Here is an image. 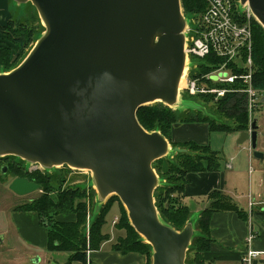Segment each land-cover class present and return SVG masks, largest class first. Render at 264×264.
<instances>
[{
	"label": "water",
	"instance_id": "water-1",
	"mask_svg": "<svg viewBox=\"0 0 264 264\" xmlns=\"http://www.w3.org/2000/svg\"><path fill=\"white\" fill-rule=\"evenodd\" d=\"M16 1L31 2L46 30L18 67L0 73V157L92 172L98 206L120 198L130 223L152 246V264H187L195 222L179 231L162 220L153 167L187 150L173 149L137 116L157 102L201 109L179 99L186 64L182 0ZM241 3L264 27V0ZM260 127L254 117L238 143L250 141L253 155L264 159ZM9 188L27 196L42 185L17 177Z\"/></svg>",
	"mask_w": 264,
	"mask_h": 264
},
{
	"label": "trees",
	"instance_id": "trees-1",
	"mask_svg": "<svg viewBox=\"0 0 264 264\" xmlns=\"http://www.w3.org/2000/svg\"><path fill=\"white\" fill-rule=\"evenodd\" d=\"M182 4L186 10L184 13L187 17L200 13L206 8L205 0H182ZM40 28L39 32L42 33L43 27L40 26ZM38 35L39 33L36 34L33 28H30L27 24L18 27L13 20H9L5 24L0 23V68L4 67L5 72L15 69L14 67L20 64L21 57L26 55L28 44L33 41L35 36L38 38ZM253 38L254 86L264 89V27L257 20L253 22ZM223 61V59L216 58L215 56H208L201 63V71L208 72L210 63ZM194 99H203L207 102L208 100L215 99V97L213 95H206L195 97L192 100L189 96H184L185 101L196 102ZM216 102L219 105L220 114L222 113L221 116L238 121L241 124V132L248 129L249 115L246 110L244 95L232 92L226 94L223 98H219ZM181 110L169 107L162 102H157L156 104L143 106L137 114L139 122L147 131H159L170 140L173 149L187 150L186 152H174L172 157L166 156L153 163V167L159 173H166L167 169L161 168L163 163H167L170 168L175 166L177 170L184 173L181 184H175L176 181L172 178L171 184L168 185L169 190L167 186L160 185L155 191L156 206L162 220L179 231L183 230L191 220L193 214L192 209L182 202L187 174L190 172L218 171L221 165L218 161L219 153L212 150L210 145L203 146L195 141H172V126L175 123L183 122H206L209 123L213 131H228L222 125L215 124L214 120L201 111L187 108V113H185ZM200 150L205 153L203 155L192 154V152L196 153ZM177 161H180V164H177ZM11 171L16 170L13 168ZM31 176L35 178L37 183L42 184V189L46 186V181L50 179L41 170L32 172ZM44 190L46 194L27 204L17 206L16 209L34 211L41 216V223L48 229L49 251L68 252L71 254L70 261L78 260L86 263L88 248L97 250L100 248L102 242L108 239L109 235L104 234L102 231L106 224V215L112 206L118 202L121 205V217L116 227L120 230L125 229L126 236L117 240L113 245L114 249L122 254L131 252L144 254L148 258V264H152V246L132 226L124 208L125 206L118 196L113 195L105 203H102L100 211L96 212V215L94 214L93 217L90 214L89 235L82 236L81 228L87 223L89 213L88 206L85 204L86 202L77 201L76 197L78 195L73 200V198L54 197L50 194L51 190L48 191V188ZM74 194L75 192H70V195L73 196ZM209 199L211 200L209 206L201 213L198 220L201 232L195 235L192 240L188 253L190 252L193 256L191 263L188 262V264H202V254L210 249L211 239L209 237L208 225L213 213L232 210L236 211L245 221L249 220L248 213L226 194L218 191L213 192L209 195ZM62 213H75L77 218L75 221H60L57 219V216ZM43 216L47 218V221Z\"/></svg>",
	"mask_w": 264,
	"mask_h": 264
},
{
	"label": "crops",
	"instance_id": "crops-1",
	"mask_svg": "<svg viewBox=\"0 0 264 264\" xmlns=\"http://www.w3.org/2000/svg\"><path fill=\"white\" fill-rule=\"evenodd\" d=\"M212 132L209 123L206 122L175 123L171 130V140L174 142L195 141L200 145L211 147ZM211 149L214 150L212 147ZM250 151L252 153L251 149ZM218 161L221 165L218 171L187 174L182 202L192 209L191 220H194V228L198 233H200L198 220L201 213L209 206L211 201L209 195L213 192L226 194L248 213V221L232 210L213 213L208 225L210 249L202 254V264H241L242 256L247 248L246 240L251 231L256 234L253 247L264 251V200H257L261 192L256 198L252 190H249V193L245 190H237L235 185L238 181L232 178L231 171L234 165L227 162L226 166H223L219 154ZM248 197L253 198L252 209L246 203ZM16 208L14 207L11 212L14 224L8 233H11L13 228L15 238L12 243L21 247L18 250L26 254L30 262L34 260L38 262L37 264H148V258L144 254L136 252L122 254L113 247L119 239L118 236L124 235L122 234L124 231L116 227L121 217V205L118 202L112 206L107 215L103 233L109 235L108 239L103 241L97 250L88 248L86 263L78 260L70 261L71 254L68 252L49 251L48 229L41 223V216L34 211ZM76 218L75 213H62L57 216L60 221H75ZM0 235L4 236L3 243L7 237L6 233H0ZM258 264H264V259L261 258Z\"/></svg>",
	"mask_w": 264,
	"mask_h": 264
},
{
	"label": "rangeland",
	"instance_id": "rangeland-1",
	"mask_svg": "<svg viewBox=\"0 0 264 264\" xmlns=\"http://www.w3.org/2000/svg\"><path fill=\"white\" fill-rule=\"evenodd\" d=\"M182 7H183V12H185L186 10L183 4ZM189 19L190 18H187V22L190 21ZM9 20H13V22L16 23L18 27L23 24H27L30 28H33L36 34L39 33L38 35L39 37L36 38L37 36H35L33 41H31L28 44L26 55L23 54L24 57L23 56L21 57V62H20L21 64L26 59L28 54L31 52V50L33 49L39 38L43 35V33L46 30V27L42 22L38 10L31 2L19 3L16 0H0V22L5 24ZM40 26L43 27L42 33L39 32L41 30ZM1 70L4 71L5 70L4 67L0 68V73H6L5 71L2 72ZM194 100L201 108L198 111H201L206 116H209L210 119L215 121V124L222 125L224 129L228 130V131H213L211 133V147L214 149V151H217L219 153L223 166H226L227 162H231L234 165V169L231 171H232V178L237 179L238 181V184L235 185L237 187V190H245L247 193H249L248 192L249 190H252L253 191L252 193L255 194L254 196L256 198L258 197L257 194L261 192L257 200L258 201L264 200V159H258L254 155H252V153H250L251 152L250 141H246L243 144L238 143L241 136V129H240L241 124L235 119H226L223 116H221L222 113L220 114L219 112V105L216 102L217 100L213 99L211 101L208 100L207 102H205L203 99H197V100L194 99ZM173 108L182 109L181 111L187 113L186 111L187 107L183 108L180 106H176ZM248 115H249V127L247 130L251 129V124H252L251 122H253L254 117L259 118V124L261 127H260V135L258 138V149L264 152V104H261L259 108L256 109L254 116L250 114ZM204 153L205 152L202 150L196 153L192 152V154H200V155H203ZM8 157L9 160H11L12 162L19 163L22 166L25 165L24 167L29 168L32 165L36 166V164L28 163L27 161L16 156H8ZM177 164H180V161L179 162L177 161ZM28 168L24 171L21 170L23 172L16 170V171H10L8 173H3L2 166H0V233L3 234L6 233L7 236L6 240L2 244H0V264H37L38 263L34 260H31L30 262V260L26 258L25 256L26 254H23V252L18 250L21 247L12 243V241L15 238L14 237L15 234L13 233V228L11 233H8V231L11 230V226L14 224V221L11 217L12 209L14 207L27 204L32 200L41 197L43 194H46V191L44 189L48 188V191L51 190L50 194L54 197L58 196L67 199L73 198L74 200L75 196L78 195L76 197L77 201L80 200L86 202L85 204L88 206L89 213H88L87 223L83 225V227L81 228L82 236L89 235L90 214L93 217L94 214L97 212V209H99L98 211H100L101 209V205L98 206L99 204L97 201L98 193L93 183L92 172L87 170L73 169L67 165L54 167L49 170L40 167V170H43V172L46 173L50 178L46 181L45 183L46 186L44 187V189L34 192L27 196H19L15 194L10 190L9 186L16 176L24 175L28 171ZM161 168L163 169L165 168L167 170L166 173L163 174V172L159 173L155 168V170L159 175V181H160L159 186L165 185L168 187V185L171 184L172 182L171 180L172 178H174V180L176 181L175 182L173 180L175 184H181L183 182L184 173L177 170L175 166H173V168L172 167L170 168V166L167 163H163ZM167 189L169 190V187ZM70 192H75V194L72 196L70 195ZM249 199L253 201V198H249ZM249 199L246 200V203H248V205H249ZM107 215H109V213ZM107 215H106V223H107ZM127 216H128V212H127ZM44 219L47 221V218L44 217ZM104 227L102 231H104ZM121 230L124 231L122 233L124 235L121 236L119 235L118 236L119 239L126 236V230L125 229H121ZM197 234L198 232H196V235ZM192 256L193 255L190 254V252L187 254V258H186L187 264L188 262L191 263Z\"/></svg>",
	"mask_w": 264,
	"mask_h": 264
},
{
	"label": "built area",
	"instance_id": "built-area-1",
	"mask_svg": "<svg viewBox=\"0 0 264 264\" xmlns=\"http://www.w3.org/2000/svg\"><path fill=\"white\" fill-rule=\"evenodd\" d=\"M206 8L195 13L187 22L186 64L180 87L179 99L213 95L216 100L228 93L245 96L248 114L264 104V89L254 86V38L255 15L241 0H205ZM186 16V15H185ZM208 56L223 59L209 64V71H201V63ZM182 82V81H181ZM252 123V122H251ZM250 200V209L253 207ZM256 234L247 237V248L241 264H258L264 259V251L253 247Z\"/></svg>",
	"mask_w": 264,
	"mask_h": 264
},
{
	"label": "flooded vegetation",
	"instance_id": "flooded-vegetation-1",
	"mask_svg": "<svg viewBox=\"0 0 264 264\" xmlns=\"http://www.w3.org/2000/svg\"><path fill=\"white\" fill-rule=\"evenodd\" d=\"M0 166H2V172H3V169L7 168V173L10 172L13 168L15 170H26L28 167H24L22 166L21 164L19 163H16V162H12L11 160H9V157L8 156H4V157H0ZM37 170H40V167L39 166H35V165H32L28 168V171L25 173L24 176H16L15 178L17 177H26V178H29L31 181H35L37 183V181L35 180V178H33L31 176L32 172L34 171H37ZM43 172V170H41ZM40 184V183H38ZM42 185V184H41Z\"/></svg>",
	"mask_w": 264,
	"mask_h": 264
},
{
	"label": "bare ground",
	"instance_id": "bare-ground-1",
	"mask_svg": "<svg viewBox=\"0 0 264 264\" xmlns=\"http://www.w3.org/2000/svg\"><path fill=\"white\" fill-rule=\"evenodd\" d=\"M183 82H184V81L182 80V82H181V84H180V87H182V86H183Z\"/></svg>",
	"mask_w": 264,
	"mask_h": 264
}]
</instances>
